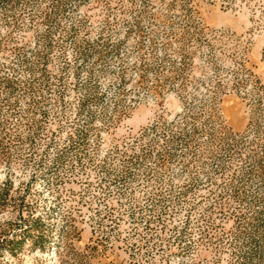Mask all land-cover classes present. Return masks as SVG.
Returning <instances> with one entry per match:
<instances>
[{
    "label": "rangeland",
    "instance_id": "obj_1",
    "mask_svg": "<svg viewBox=\"0 0 264 264\" xmlns=\"http://www.w3.org/2000/svg\"><path fill=\"white\" fill-rule=\"evenodd\" d=\"M0 264H264V0H0Z\"/></svg>",
    "mask_w": 264,
    "mask_h": 264
}]
</instances>
